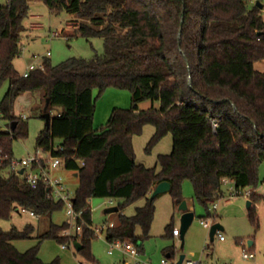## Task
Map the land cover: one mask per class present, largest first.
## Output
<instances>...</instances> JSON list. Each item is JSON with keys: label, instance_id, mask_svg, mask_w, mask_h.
<instances>
[{"label": "trees", "instance_id": "1", "mask_svg": "<svg viewBox=\"0 0 264 264\" xmlns=\"http://www.w3.org/2000/svg\"><path fill=\"white\" fill-rule=\"evenodd\" d=\"M31 1L6 0L0 5V85L9 81L0 113L11 120L10 130H0V218L10 219L19 206L39 217L64 206L49 194L46 184L32 188L20 171L10 167L14 140L28 136L23 118L14 114L15 99L40 90L45 102L50 99L47 111L52 119L50 128L39 132L37 145L61 156L63 167L77 173L73 201L82 212L76 220L81 232L65 235L69 223L51 220L49 228L38 233V244L21 251L15 241L31 238L36 227L0 228V264H62L39 256L42 241L54 238L66 244L79 237L83 244L79 251L95 262L90 250L96 234L90 202L94 197L123 200L114 225L105 230L106 239L139 243L140 249L153 225L159 195L151 199V194L158 183H171L169 192L179 205L185 199L183 180H192L195 197L207 208L223 196L228 181L235 185L232 195L257 184L264 162V71L255 68V62L264 59V16L257 3L41 0L52 13L77 15L81 20L77 33L89 41L101 38L104 51L91 58L70 57L58 65L47 56L43 69L23 76L14 61L22 51L23 20ZM110 87L130 90L131 106L114 108L99 130L94 127L93 91ZM146 99L159 101L160 106L140 108ZM148 124L155 130L146 152L168 133L173 137L171 152L158 156L159 169L136 161L133 137ZM250 194L249 217L259 228L254 202L264 200V195ZM142 199L145 203L134 214L124 212ZM174 228L166 227L168 236Z\"/></svg>", "mask_w": 264, "mask_h": 264}, {"label": "rangeland", "instance_id": "2", "mask_svg": "<svg viewBox=\"0 0 264 264\" xmlns=\"http://www.w3.org/2000/svg\"><path fill=\"white\" fill-rule=\"evenodd\" d=\"M250 3L263 4L262 14L264 16V0H248ZM6 0H0V5L5 4ZM81 20L75 14L63 12L61 14L52 13L47 5L41 0H32L27 17L24 18L22 51L19 57L14 61V65L19 73H23L31 63L37 64L39 60L46 58V53L51 52L49 59L53 65H58L70 57L91 58L97 53L104 51V44L101 38H92L90 41L83 35L77 33V27ZM57 32V36L52 37V33ZM37 55V56H35ZM255 68L264 70V59L255 62ZM9 88V81L6 80L0 85V102ZM95 112L94 127L102 129L106 126L114 108H129L131 106V92L128 89L107 88L93 91ZM45 99L43 93L37 91H27L19 95L14 102V114L18 118H23V123L28 128V136L18 138L13 142L15 158H27L31 153H35L38 148L37 136L45 128V119L42 117L45 113ZM140 108L147 109L152 106L159 107V101L146 99L139 104ZM56 109L52 110L55 113ZM11 120L0 113V130H10ZM154 133V126L148 124L144 127L140 135L133 137V146L135 150L136 161L144 163L149 167L160 165L157 163L160 154L170 153L173 147V137L168 133L162 138L151 152H146V146ZM10 169L5 170V174H10ZM74 171L61 167L55 172L61 175L65 184L75 194L79 180L74 175ZM258 182L251 184L242 191L240 195H233L235 192L234 182L228 181L223 186L224 194L207 208L196 197L195 190L190 179H184L182 182V192L185 200L188 201L189 210L195 213L194 219L184 235V242L180 237H173L171 232L167 235L166 227L172 225L181 229L182 211L179 205L173 203L170 192L160 194L155 201L156 214L150 230V235L144 238L140 253L137 258L115 249L112 253L110 242L106 239V232L96 233L92 238L90 250L95 260L92 262L86 258L83 252L77 250L72 240L66 243H60L54 238H46L42 241L39 249V256L45 261L60 260L62 264H136L140 260L141 264H163L165 259L167 264H177L181 254L186 259H202L204 264H264V200L255 201L254 206L259 219V228H257L249 217L248 201L252 200L251 192L256 191L264 195V162L259 165ZM106 197H94L91 199L94 227L107 225L111 219L116 218V213H107L106 208L119 206L122 199H113L112 203H106ZM143 200L127 205L124 212L128 215L134 214L136 208L142 205ZM214 204L217 208H214ZM201 218H209L213 224L220 223L223 230L220 232L225 236L224 241H220L217 234L212 240L210 237V228L201 224ZM55 224L71 222V217L67 213V207L64 206L50 216L39 217L32 216L29 213L20 212L19 208L13 211L10 219L0 218V228L9 230L17 227L23 230L26 225L33 224L36 229L31 238L19 239L15 245L21 251L38 244V233L49 228L50 221ZM69 228L62 232L65 235H75L80 233L76 220L68 224ZM136 233L142 234L140 226H137ZM80 241L79 239H77ZM253 240L254 245L248 246V241ZM183 243V246H182ZM137 247H139L136 244ZM253 251L256 254V261H246L242 258L243 247ZM170 252H173L169 256Z\"/></svg>", "mask_w": 264, "mask_h": 264}, {"label": "built area", "instance_id": "3", "mask_svg": "<svg viewBox=\"0 0 264 264\" xmlns=\"http://www.w3.org/2000/svg\"><path fill=\"white\" fill-rule=\"evenodd\" d=\"M57 36V32L52 33V37ZM51 52L48 51L46 53V57L50 56ZM37 56V55H35ZM35 68H44V60H39L37 64L31 63L26 67L23 76H27L29 72ZM26 118V116H23ZM10 128V127H9ZM57 150H61L62 147H56ZM11 169L15 172H19L21 169H24L22 175L26 181L32 188H37L40 183L46 184L47 188H49L48 192L51 196L56 199H60L64 202L67 207V213L71 217V222L77 220L78 217L82 214L81 211H77L74 206L73 197L74 194L67 187L64 182V179L61 175H56L55 172L58 171L61 167H63V160L61 156L51 154L50 152H45L42 149H37L35 153H31L27 158H13L11 161ZM233 196V195H232ZM113 198H108L106 203H112ZM20 212L29 213L32 216H36L35 212L31 209H28L24 206L18 207ZM214 208H217V205L214 204ZM201 224L204 227L211 228L213 225V221H210L209 218H201ZM114 225V222H110L107 225H103L101 227H92L95 233L104 232L108 227ZM78 229H81L78 227ZM217 236L219 240H225V236L217 231ZM173 235L179 237L181 235V230L177 227L173 229ZM111 246L109 252L112 253L115 249L121 250L124 253H128L130 256L137 258L140 251L139 247L136 246L133 242L126 241L123 242L119 239L109 241ZM66 247V244H63ZM242 257L244 259L253 260L256 258V254L248 249H244L242 252ZM180 259V256L178 260ZM126 264L128 262H125ZM163 264H167L165 259L162 260ZM136 264H141L140 260L136 261ZM182 264H204L202 259H186L184 258ZM232 264V263H225Z\"/></svg>", "mask_w": 264, "mask_h": 264}, {"label": "water", "instance_id": "4", "mask_svg": "<svg viewBox=\"0 0 264 264\" xmlns=\"http://www.w3.org/2000/svg\"><path fill=\"white\" fill-rule=\"evenodd\" d=\"M257 4L263 8V4L260 3V2H257ZM49 102H50V99L48 98L47 101H46V105H45V113H44V119H45V125L46 127L49 129L50 126H51V112L50 111H47L48 110V106H49ZM17 123L14 122L12 124V128L15 127ZM24 171V169H21L20 170V173L22 174ZM75 175L77 176V173H75ZM49 190V188H48ZM171 190V183L169 181H162L160 183H158L152 194H151V199L155 198L156 196L162 194V193H165V192H169ZM248 206H250V200L248 201ZM179 209L183 212L182 213V216H181V222H182V226H181V239L182 241L184 242V235H185V232L187 231L188 227L190 226V224L192 223L193 219H194V216H195V213L193 211H190L189 210V204H188V201L187 200H183L181 202V204L179 205ZM119 206H111V207H108L105 209V211L107 213H117L119 212ZM218 230H223V226L220 224V223H215L212 225V227L210 228V237L211 239L213 240L217 231ZM73 245L74 247L77 249V250H81L83 248V244L81 243V241L79 240H74L73 242ZM254 241L253 240H249L248 241V246L251 247L253 245ZM182 246H183V243H182ZM185 258V255L184 254H181L180 255V259L178 260L177 264H182L183 260Z\"/></svg>", "mask_w": 264, "mask_h": 264}, {"label": "crops", "instance_id": "5", "mask_svg": "<svg viewBox=\"0 0 264 264\" xmlns=\"http://www.w3.org/2000/svg\"><path fill=\"white\" fill-rule=\"evenodd\" d=\"M256 69H258V68H256ZM258 70H260V71H264L263 69L261 70V69H258ZM26 116V115H25ZM24 118V117H23ZM27 118V117H26ZM154 130H155V128H154ZM146 165V164H145ZM74 175H75V173H74ZM76 176V175H75ZM143 200V203H142V205L145 203V199H142ZM141 206V205H140ZM155 214H156V211H155ZM154 219H155V217H154ZM114 219H111V221L110 222H114L113 221ZM109 222V223H110ZM154 222V221H153ZM172 236L173 237H177V236H175V235H173V232H172ZM180 238H181V235L179 236ZM221 241V240H220ZM222 241H224V240H222ZM253 245H254V243H253ZM243 249H246V247L244 246L243 247ZM243 258V257H242ZM244 259V258H243ZM244 260H246V261H249V262H252L253 263V261H251V260H249V259H244ZM253 260H255L256 261V258L255 259H253ZM210 264H215V263H210Z\"/></svg>", "mask_w": 264, "mask_h": 264}]
</instances>
